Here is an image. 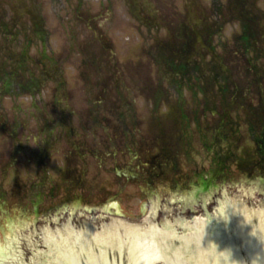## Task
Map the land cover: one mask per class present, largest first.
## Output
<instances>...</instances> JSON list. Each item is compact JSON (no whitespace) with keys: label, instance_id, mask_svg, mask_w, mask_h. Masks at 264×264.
Segmentation results:
<instances>
[{"label":"flooded vegetation","instance_id":"af4514ba","mask_svg":"<svg viewBox=\"0 0 264 264\" xmlns=\"http://www.w3.org/2000/svg\"><path fill=\"white\" fill-rule=\"evenodd\" d=\"M104 1L106 6L101 5L99 13L105 18L113 7V1ZM261 2L264 6V0ZM80 5V0H77V11ZM136 8L144 14L143 18L136 19L138 33L144 37L143 30L149 39L155 36L153 45L143 50L154 53L152 59L159 74L158 82L152 79V64L148 67L138 56L136 60H123L121 68L133 74L140 68H149L146 81L139 80L137 94L132 99L133 104L137 98L143 99L144 95L147 98V91L150 94L156 87L153 92L156 100L154 109L144 128L135 134L133 123L139 122L130 119L131 109H126L129 114L119 113L126 133L102 137L98 143L99 154L90 146L86 148L83 145V135L71 133L67 136H71V141L80 139L77 145H82V149L74 154L73 148L76 150L77 145L69 142L71 147L67 146L71 150L64 157L70 161L66 166L63 163V167L54 160L59 151L42 155L37 163L41 167L32 168L23 166L16 169L10 164V158L1 163L3 156H0V197L9 193L10 198L23 203L19 217L23 222L31 219L36 238H40V226L46 225L55 233L59 232L57 227L64 223L78 229V221L84 217L89 218L92 227L94 224L100 233L110 235L111 228H114L111 223L115 219H135L144 210L149 225L165 217L177 223L198 214L211 219L216 209L213 206L222 200L217 198L221 194L214 195L209 206L205 203L198 213L193 209L199 202L193 191L194 185L216 186L218 181L221 185L230 182L231 189L235 190V177L241 178L248 196L252 195L264 205V63L250 71L243 54H239L241 49L248 52V45L241 42L249 37L251 25H258L264 19V13L250 16L254 12L253 3L248 4L246 0H173L170 11L154 16L147 13L143 5ZM91 17L88 8H83L77 16V26L84 27ZM109 18L111 21L107 25L110 28L114 25V17ZM234 22L241 30L232 29ZM18 29L21 30L22 26ZM260 34L262 39L258 40L257 50L261 59L264 58V26ZM232 39L236 44L229 52L228 40ZM28 42L27 49L30 50L32 41ZM97 43V46L94 43L86 45L81 50L85 57L78 62L72 60L68 65L76 71V66H84L91 76L101 70L99 76L103 87L99 93L101 105L97 109L107 111L105 106H108L107 116L111 118L118 112L113 104L109 108L110 98L119 95H115L114 89L107 88V85L118 64L116 55L112 54V44L103 38ZM78 46L71 43L69 50L78 51ZM62 48L56 46L58 52ZM6 57L8 61L3 64L6 79L19 76L13 68L12 55L6 54ZM41 66L46 68L40 60L26 65L38 73L42 72ZM229 67L233 68L231 74L227 70ZM20 71L24 74V69ZM52 72L57 73L55 67ZM134 77L130 76L132 81L137 80ZM258 84L262 91L256 95L252 90ZM161 85H166L168 90H163ZM234 85L247 89L244 97L236 94ZM255 101L258 109L253 108ZM127 104L131 106V102ZM239 104L240 107L235 108ZM160 105L165 107L163 116L156 114ZM241 108H245L244 114L237 112ZM233 110L236 111L234 116ZM84 114L90 117L86 121H96V127L103 120L110 122L108 118L92 117L90 112ZM192 123L197 124L199 134L187 133L185 139L184 132L189 131ZM178 125L180 127L175 130L170 128ZM86 128L83 123V130ZM186 148L190 150L185 151ZM127 155L131 165L124 163ZM94 160H97V165L92 172L90 164L93 165ZM9 173L19 174V177L13 180L11 192L6 193L4 184ZM78 175L85 179L80 181ZM66 205H69V210L62 211ZM142 206L145 209L142 210Z\"/></svg>","mask_w":264,"mask_h":264},{"label":"rangeland","instance_id":"374dc122","mask_svg":"<svg viewBox=\"0 0 264 264\" xmlns=\"http://www.w3.org/2000/svg\"><path fill=\"white\" fill-rule=\"evenodd\" d=\"M3 1L4 2L2 5H0V7L6 8L5 10L8 11H10L11 8H15V5L18 4L17 0ZM143 1L145 2L146 9L154 14H157L159 9L162 7L158 0ZM260 1L261 0H254V5L256 7L260 6ZM163 2H165V0H163ZM247 2L250 3L253 2V0H247ZM118 4L119 6H122L123 2L118 1ZM41 7L42 6L40 5V0H24L19 7L22 11V16L24 17L22 23H24V26L27 28L29 36H32L30 33V26L32 25L30 13H34V15L37 16V18L40 19V22L42 23L41 30H39L37 33L35 32V37L38 39H44L47 36L48 32L45 30L48 28L52 32L51 37L56 36L55 41L53 42L52 40L51 42L52 47L54 46V43H60L59 39H61L63 43L65 42L64 46H66V42L71 37L69 34L70 32H66L65 30L60 29L61 27L67 28L66 22L60 23V27H57L56 24L58 22L56 21L54 16L55 12H51V8L49 6H44L42 8ZM117 9H114V14L115 12H117ZM161 11L165 13L163 8L161 9ZM161 11H159V13ZM168 11H170V9ZM253 11V14L250 15L252 17L258 14L257 10L254 7ZM92 13H95V11ZM11 15H13V13ZM122 19L124 22L130 21L124 13L122 14ZM80 28L81 26L79 27V29ZM255 28L256 27H253V29ZM71 31H73L74 33L79 32L78 29H71ZM116 31H112V37L109 36L111 42H114V34L116 33ZM102 32H105L104 28ZM110 33L111 31L108 33V35H110ZM91 35L92 33L90 31L88 32V30L84 29V32L75 38L77 44L79 42L80 44L76 48L78 49V51L69 53V58L71 59L70 62L72 60L78 62L80 58L85 57V54H83L81 50H83L86 45H88V38H90ZM0 39H2L1 36ZM63 43L61 44L63 45ZM115 43L117 47L120 48L121 54H125L130 50L138 51L136 34L130 28L120 30L116 37ZM245 44L249 45L250 55L245 54V58H243V60L248 59L252 65H260V63H264V58H258L259 53L257 47H259V43H257V35L255 31H253L252 36L248 39V42L244 43V45ZM231 50H233V48L231 47V45H229L228 51L230 52ZM116 51H118L117 48ZM67 54V52H64V54L54 53V55H50V53H48L46 55V58L51 60L50 63H47L46 67H50L52 65V67L56 68L57 73H51V76L48 75L49 78L47 79V81L41 83L40 87L43 88V91L41 92V99L37 96L36 91L30 93V91L32 90L31 86H28L27 89H25V91L21 93L20 98H18L16 101H12L7 98L2 99V104L0 105V156H3L1 159V163H4L10 158V164L16 169H18L19 167H23L27 163V161H30L29 167L31 168L35 166L41 167V165L37 163L39 161L38 155L40 154L39 148L42 147L40 144H42L43 141L52 142L54 144V150H59L60 155H66L68 150H71L67 146L69 145V142H74L72 145L75 146L80 143V139L77 141H71V136H66L65 130H61V127L70 129L71 131H69V133H75L74 135H83L82 138H85L83 145L85 144L86 148L87 145L90 146V149H94L93 151L99 154L100 152H98V143L103 140L102 137H104L105 135H107V137H111L115 133H126V130L122 129L123 124L120 122L122 121V119L119 113L127 112L126 109H131L130 119L135 120L137 118V115H139V118L143 120L147 110H151L155 101L150 98V96L153 94V92H155L154 90L156 89V87L150 94L149 91H147V98L149 99L146 100L144 105L140 100H137L132 104V99L136 92V85L129 78L130 76H135L134 78H136L137 80H141V82L146 81V78L148 77L146 74L149 72V68H140L133 74L132 72H127L121 68V66H123V60L125 58L116 59L118 69L115 68L116 73L115 75H111V77L109 78V83L107 85V88H111V90L114 89L115 95L116 93L119 95V97L113 96L110 98L109 108L110 105L113 104L115 107H117L116 112H118L115 116L111 117V119L107 116L109 114L108 106H105L107 107V111H104L102 108L97 109L98 105H101V102L99 101V93L101 92L103 87V80L99 76L101 70L99 71V74L95 72V76L93 74L91 76L86 72L84 66H76V71L68 65L64 66L63 61L53 63L57 61L56 59H59L56 55H58L60 59L64 60ZM119 62L121 63V65ZM1 63L3 64L5 62L0 57V64ZM231 63L234 64L235 60L232 59ZM246 66L249 68V65ZM2 67L3 65H1L0 68ZM27 69L31 71V69ZM230 70L233 71V68H230ZM155 73V70H153L152 79L157 83V76ZM28 77L29 75L27 73L25 77L20 79V82H22L23 84H27V82L30 80V78ZM42 78V76H38L34 77L33 79L41 80ZM161 88H163V90L165 91L168 90L166 85H161ZM58 89L62 92L64 91V93H60ZM161 90L159 89L158 91ZM236 90L242 96L245 95V92L240 87H237ZM261 90L262 88L258 84L257 87L252 91L254 94L258 95ZM118 99L120 102L118 101ZM129 102H131V106L127 104ZM254 104L255 105L253 107H255L256 109L257 103L255 102ZM119 105L121 107H119ZM4 106L5 108L2 110L1 108ZM237 107H240V104L237 105ZM160 109L161 111H164L165 107L162 105ZM243 110L244 108L240 109V111ZM85 112H95L91 114L92 117H95L97 119L108 118L110 122L108 123L106 120H103L100 122V126L96 127V121L92 122L91 119L90 122L92 127H90V122L86 121L88 118L90 119V117L84 114ZM127 113L129 114V111ZM147 117L148 116H146V118ZM13 119L16 120L14 125ZM127 120H129V118H127ZM83 123H85V125L87 126V128L84 130ZM15 124H18L17 127H14ZM133 124L134 129H137L141 126L140 124ZM33 138L36 140V144L34 146L32 145ZM81 147L82 145H77L76 150H74L73 148L74 154L75 152L78 154L82 149ZM43 155H46V153ZM60 160L61 159L59 158L57 159L58 162ZM66 160L67 162L70 161V159H68L67 157ZM129 160V156L127 155L124 163H129L131 165ZM90 165L93 168H91V171L94 172V166L97 165V160H94L93 165ZM60 166L62 165L60 164ZM78 178L80 181L85 179L83 176L79 175ZM5 190L7 193L11 190V187H5ZM20 207L21 202L10 198L9 193L7 195L3 194L0 197V214L12 211ZM67 208L68 205H66V209Z\"/></svg>","mask_w":264,"mask_h":264},{"label":"water","instance_id":"95a60500","mask_svg":"<svg viewBox=\"0 0 264 264\" xmlns=\"http://www.w3.org/2000/svg\"><path fill=\"white\" fill-rule=\"evenodd\" d=\"M238 183L242 182L238 181ZM194 187L203 191L199 194L200 198L204 200L211 198L213 193H205L203 190L208 188V185L196 184ZM240 189L238 188L236 192H241ZM221 194V197L217 196L222 199L221 201L230 197L225 191ZM243 201L245 205L240 206L233 200H229L227 204L225 202V205H228L225 211L227 213L225 214L227 218L224 220L225 226L218 225L215 232L209 234H206L205 229L203 236L197 231V234L192 236L174 237L176 232L174 221L160 224L166 225L167 229L154 226L152 233L148 236L140 232L124 231L123 229L126 228L121 230L120 225L111 228L110 235L103 233L96 235L95 232H91L94 233L93 235L86 230L71 232L65 226L62 233L58 232V237L54 238L49 234L45 238L46 247L49 246L50 240H56L52 243L59 249L47 250L44 254L33 250V248H42L41 245L31 242L30 238L26 241L22 237L21 232L28 234L31 227L26 229L18 227L22 221L19 217L23 206L21 203L20 208L0 214L2 225L12 222L16 226L14 231L12 230L11 240L6 239L10 235L5 231L7 237L4 242L8 247H4L5 244L0 236V264H36L40 259L42 264H151L161 259H164L166 264H264V210L261 213L260 211L253 213V209L247 208L246 200L243 199ZM251 202L255 207L259 205L255 198L251 199ZM65 210L66 206L62 211ZM143 216L142 214L140 220ZM87 220L89 218H86ZM122 220L125 222L129 218ZM152 223L155 224V220ZM196 224H199L197 220ZM44 228L48 230L47 227ZM58 228L61 226L59 225ZM198 229H201L200 225ZM65 233L66 236L62 237L61 235ZM15 239L19 240L18 246L15 244ZM61 246L63 248H60ZM48 253L54 256L47 257Z\"/></svg>","mask_w":264,"mask_h":264},{"label":"clouds","instance_id":"9594fccd","mask_svg":"<svg viewBox=\"0 0 264 264\" xmlns=\"http://www.w3.org/2000/svg\"><path fill=\"white\" fill-rule=\"evenodd\" d=\"M36 144V140L33 138L32 145L34 146Z\"/></svg>","mask_w":264,"mask_h":264}]
</instances>
